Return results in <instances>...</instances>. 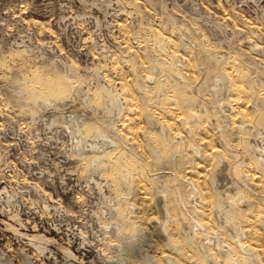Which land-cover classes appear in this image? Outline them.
Listing matches in <instances>:
<instances>
[{"label":"rangeland","instance_id":"1","mask_svg":"<svg viewBox=\"0 0 264 264\" xmlns=\"http://www.w3.org/2000/svg\"><path fill=\"white\" fill-rule=\"evenodd\" d=\"M0 264H264V0H0Z\"/></svg>","mask_w":264,"mask_h":264},{"label":"clouds","instance_id":"2","mask_svg":"<svg viewBox=\"0 0 264 264\" xmlns=\"http://www.w3.org/2000/svg\"><path fill=\"white\" fill-rule=\"evenodd\" d=\"M39 98H40L41 100H44V97H43V96H40Z\"/></svg>","mask_w":264,"mask_h":264}]
</instances>
